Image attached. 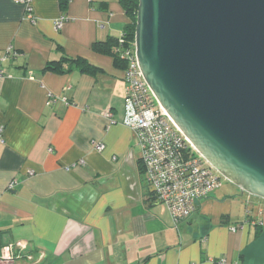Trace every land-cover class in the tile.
Here are the masks:
<instances>
[{
	"label": "crops",
	"instance_id": "1",
	"mask_svg": "<svg viewBox=\"0 0 264 264\" xmlns=\"http://www.w3.org/2000/svg\"><path fill=\"white\" fill-rule=\"evenodd\" d=\"M32 6L33 22L0 0V58L11 49L0 61V251L12 245L13 264H264L263 198H249L243 215L235 199L213 214L217 188L176 226L150 196L122 122L125 67L105 51L128 22L119 0Z\"/></svg>",
	"mask_w": 264,
	"mask_h": 264
},
{
	"label": "water",
	"instance_id": "2",
	"mask_svg": "<svg viewBox=\"0 0 264 264\" xmlns=\"http://www.w3.org/2000/svg\"><path fill=\"white\" fill-rule=\"evenodd\" d=\"M157 101L227 180L264 199V0H138Z\"/></svg>",
	"mask_w": 264,
	"mask_h": 264
},
{
	"label": "built area",
	"instance_id": "3",
	"mask_svg": "<svg viewBox=\"0 0 264 264\" xmlns=\"http://www.w3.org/2000/svg\"><path fill=\"white\" fill-rule=\"evenodd\" d=\"M14 1L25 7V17L33 22V0ZM63 19L55 22L56 28L62 26ZM10 51L8 48L0 61ZM116 51L120 58L127 61L123 74L125 116L122 122L133 131L140 148L141 174L150 196L167 207L177 226L191 218L198 201L209 197L221 186L222 175L199 153L159 104L139 67L135 42H127L124 32L117 38ZM4 75V69L0 68V79ZM57 99V96L49 93L47 104ZM103 115L110 123L114 122L111 111L106 110ZM92 144L97 151L104 147L101 141L93 140ZM238 227L242 228L243 224L230 229L235 231ZM18 245L23 249L26 247L23 241ZM14 259L13 246H3L0 264H13ZM209 261L213 264H229L225 256L210 257Z\"/></svg>",
	"mask_w": 264,
	"mask_h": 264
},
{
	"label": "trees",
	"instance_id": "4",
	"mask_svg": "<svg viewBox=\"0 0 264 264\" xmlns=\"http://www.w3.org/2000/svg\"><path fill=\"white\" fill-rule=\"evenodd\" d=\"M62 2H65V0H62ZM119 3L125 15L128 18V22L126 23L123 32H124L125 39L127 40V42L130 43L134 41V37H135L136 13H137V8H138V0H119ZM116 42H117V38L110 39L107 42L108 44L105 48V51L113 55L115 62H117L118 64L126 68L127 61L123 58H120L115 48L111 46L112 44H114V46L116 47ZM72 62L76 66L79 65L82 71H87V72L91 71V66H89V64H87L84 59L77 58L76 60H72ZM138 165H139V171L140 173H142V169L140 166V159L138 160ZM224 217L225 216L223 215V218Z\"/></svg>",
	"mask_w": 264,
	"mask_h": 264
},
{
	"label": "rangeland",
	"instance_id": "5",
	"mask_svg": "<svg viewBox=\"0 0 264 264\" xmlns=\"http://www.w3.org/2000/svg\"><path fill=\"white\" fill-rule=\"evenodd\" d=\"M137 147L139 148L138 145ZM218 192L223 193V196L218 197V200H220L222 203L215 204L213 206L212 209L213 214L218 212L220 213L228 205V203L230 202L229 200L235 199L238 200L237 202L233 203L235 204V210L236 211L240 210L241 212L240 215H243L245 207L248 206L249 198L255 197L254 195H251L248 192L240 189L238 186H236L235 184H233L223 176H221V186L219 187ZM195 218L196 217L194 216L193 219Z\"/></svg>",
	"mask_w": 264,
	"mask_h": 264
}]
</instances>
